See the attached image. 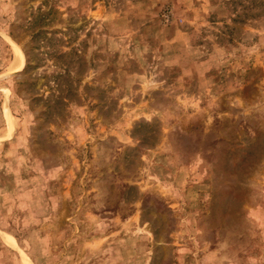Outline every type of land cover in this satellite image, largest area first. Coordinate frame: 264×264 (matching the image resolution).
Listing matches in <instances>:
<instances>
[{"label":"rangeland","instance_id":"rangeland-1","mask_svg":"<svg viewBox=\"0 0 264 264\" xmlns=\"http://www.w3.org/2000/svg\"><path fill=\"white\" fill-rule=\"evenodd\" d=\"M0 264H264V0H0Z\"/></svg>","mask_w":264,"mask_h":264}]
</instances>
